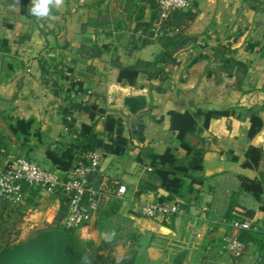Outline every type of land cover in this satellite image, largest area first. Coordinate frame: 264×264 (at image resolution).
I'll return each instance as SVG.
<instances>
[{
    "label": "crops",
    "instance_id": "1",
    "mask_svg": "<svg viewBox=\"0 0 264 264\" xmlns=\"http://www.w3.org/2000/svg\"><path fill=\"white\" fill-rule=\"evenodd\" d=\"M195 1L199 5L198 17L186 33L198 37L200 46L182 54L181 68L165 84L167 94L152 95L142 77L135 87L119 83L113 60L119 58L124 65H133L152 61L163 52L159 38L164 33L156 40L148 36L158 19H154L153 8L158 0H64L61 7H51L43 18L31 13V0H0V48L4 42L10 48L8 52L0 49V138L8 144L10 158L27 152L10 132L1 107L16 118L33 120V131L41 133V141L32 137L29 156L47 169H54L46 156L47 149L52 146L64 151L74 136L64 126L60 113V107L67 103L71 82L61 78L52 65H65L64 71L72 68L73 77L85 83V89L107 115L123 119L129 139V122L137 118L130 114L126 99L149 95L151 107L140 115L147 124L145 141L134 139L124 156L104 157L99 173L103 181H111L117 192L126 187L120 208L128 209L126 214L139 226L135 230L138 263L255 264L259 260L256 248L235 257L228 245L235 234L230 225L235 220H249L264 229L262 202L242 190L240 181V177L264 180V159L257 170L243 167L251 146L264 152V125L250 143L231 137L227 118L214 119L209 128L200 125L197 135L190 139L196 152L188 156L186 151H178L185 165H192L198 158L215 164L213 175L192 195L199 196L198 202L184 214L166 219L172 235L154 233L146 227L147 218H136L142 215L144 205L165 196L151 164L156 155L174 147L173 133L159 122L168 111L234 109L247 123L248 111L255 109L264 122V0ZM140 10L143 21L149 24L147 31L138 28ZM142 40L147 44H141ZM94 45L107 48L101 58L94 57ZM225 46L226 57L243 63L246 73L238 68H220L221 59L215 55ZM45 62L50 65L47 74L41 69ZM211 69L216 74L207 78ZM89 122L87 115L79 116V124ZM96 130L104 134L105 119L99 120ZM136 147L142 149L144 164L134 157ZM219 149L227 152V160L216 159ZM7 161L3 159L0 166ZM40 194L53 198L59 207L56 196L44 191ZM34 197L27 193V199ZM82 230L95 231L93 236L97 237L94 224Z\"/></svg>",
    "mask_w": 264,
    "mask_h": 264
},
{
    "label": "trees",
    "instance_id": "2",
    "mask_svg": "<svg viewBox=\"0 0 264 264\" xmlns=\"http://www.w3.org/2000/svg\"><path fill=\"white\" fill-rule=\"evenodd\" d=\"M153 8L154 19H156L159 15L158 2L154 3ZM198 9V2L194 0L191 9L175 12L170 17L163 26L164 35L159 38L163 42V52L157 55L154 60L124 65L119 58L114 59V66L119 71V83L135 87L142 77L150 87L152 95L155 93L167 94L168 90L165 88V84L181 68L182 54L200 46L198 37L186 33L196 21ZM143 19L144 13L143 10H140L136 19L138 28L147 31L149 24L145 23ZM147 42V40H142L141 44L145 45ZM227 48L228 46L220 48L215 55L217 59H221L222 66L220 68L223 71L238 68L246 73V66L243 63L226 57ZM0 49L1 52H8L9 44L4 42ZM106 49V47L100 48L94 45L91 51L94 57L101 58ZM219 52L223 54L222 57ZM49 67L47 62L42 64L43 74H47ZM64 68L65 65L61 64L53 66L56 73L60 72L61 78L71 82L67 92V103L60 107V113L64 126L73 134L74 139L64 151L52 146L47 149L46 156L53 164L54 171L64 177L75 166L87 164L89 157L95 152H101L103 157L124 156L134 139L141 143L145 141L147 124L142 118L143 116L129 122L131 126V139H129L125 134L127 128L123 119L107 115L106 109L94 101L90 92L85 89V83L73 77L74 70L68 68L67 71H64ZM215 74L216 70L211 69L207 78ZM125 104L133 115H136L147 107V99L145 96L128 97ZM5 109V107H1V113L10 132L18 139L21 149L27 151L14 158L24 157L33 161L29 156L31 151L28 148L29 143L32 137H37L41 141V133L33 131V120L16 118ZM81 114L87 115L90 122L79 124ZM247 117L248 122H243L242 116L234 109L227 111L200 110L197 113L188 110L184 112L172 110L163 115L159 122L173 133L175 142L174 147H169L164 154L156 155L151 164L152 170L161 180V189L165 192V196L159 202L176 203L184 210H189L194 202H198L199 196L193 198L192 195L196 187H203L207 179L213 175L216 169L215 164L198 158L192 165H185L182 163L183 158L178 155V151L182 149L188 156H191L197 149L192 146L190 139L197 135L200 125L209 128L214 119L220 118H227L231 122V137L234 140L250 143L262 131L264 122L259 111L255 109L249 110ZM101 119H105V132L102 135L96 130ZM8 153V144L0 138V165L3 159H8V161L14 159L10 158ZM134 157L139 163L144 164L141 148H135ZM216 159L227 160V152L217 150ZM263 159V150L251 146L246 153L243 167L257 170ZM99 175L98 173L91 177L92 185L103 193L98 214H101L103 219H110L120 208L121 200L116 197L117 188L112 185L111 181L105 182ZM240 181L242 190L262 202L264 211V180L240 177ZM41 190V188L26 185L24 191L30 192L34 197ZM55 196L60 200L62 206L53 222L46 229L25 240L7 242L1 246L0 264H139L137 261L138 252L134 247L122 258L116 259L112 254H100L94 241L85 243L75 230L64 228L63 221L68 211V197L62 192ZM30 200L32 198H28L26 201ZM10 205L11 203L8 201L0 199V230L3 228L2 216ZM141 216L139 215V217ZM229 218L231 219L232 216L229 215ZM157 221L167 226L166 219H157ZM132 237L135 243L136 235L134 234ZM239 240L245 245L246 251L251 247L256 248L259 252L258 264H264L263 230L241 231Z\"/></svg>",
    "mask_w": 264,
    "mask_h": 264
},
{
    "label": "built area",
    "instance_id": "3",
    "mask_svg": "<svg viewBox=\"0 0 264 264\" xmlns=\"http://www.w3.org/2000/svg\"><path fill=\"white\" fill-rule=\"evenodd\" d=\"M193 1L158 0L159 15L153 30L154 36L157 37L164 33L163 26L175 12L191 9ZM103 160V154L95 152L89 157L87 164L75 166L63 177L59 172L44 169L27 158L11 159L0 166V199L13 204L25 203L27 199V193L24 191L26 185L41 188L54 196L62 192L68 197V211L63 221V227L75 231L82 230L92 223L100 209L103 193L92 185L91 177L100 173ZM125 193L126 187H121L116 192V197L122 199ZM184 213L185 210L176 203L164 204L159 201L147 203L142 210L143 217L154 220L169 219ZM230 225L235 234L229 241L228 250L231 255L241 257L246 253V248L239 240V233L262 229L249 220H235Z\"/></svg>",
    "mask_w": 264,
    "mask_h": 264
},
{
    "label": "rangeland",
    "instance_id": "4",
    "mask_svg": "<svg viewBox=\"0 0 264 264\" xmlns=\"http://www.w3.org/2000/svg\"><path fill=\"white\" fill-rule=\"evenodd\" d=\"M148 34L151 40L158 38V36H154V32ZM39 165L47 169L44 165ZM40 192L28 204L11 203L8 210L4 212L1 219L3 228L0 230V247L7 242L25 240L46 229L53 222L60 211L62 203L59 200V207H57L53 198L40 194ZM128 211L126 208H119L110 219H103L101 214H97L91 223L98 231L97 237L93 236V233L96 234L95 231H91L93 229L89 230L88 233L79 230L76 231V234L85 243L94 241L100 254H112L116 259H120L129 253L133 247H136L132 235L136 233L135 230L139 226H137L135 220L128 217L126 214ZM136 218H140L138 214ZM93 237L95 240H93Z\"/></svg>",
    "mask_w": 264,
    "mask_h": 264
},
{
    "label": "water",
    "instance_id": "5",
    "mask_svg": "<svg viewBox=\"0 0 264 264\" xmlns=\"http://www.w3.org/2000/svg\"><path fill=\"white\" fill-rule=\"evenodd\" d=\"M250 79H253V77H250ZM147 99V107L143 110H141L138 114L134 115V117L138 118L140 115L145 114L149 111L152 103L151 97L148 95L146 96ZM130 114L133 115V113L130 111ZM146 227L147 229L153 231L154 233L157 234H162V235H172L174 232L167 227L166 225L154 220V219H146Z\"/></svg>",
    "mask_w": 264,
    "mask_h": 264
},
{
    "label": "clouds",
    "instance_id": "6",
    "mask_svg": "<svg viewBox=\"0 0 264 264\" xmlns=\"http://www.w3.org/2000/svg\"><path fill=\"white\" fill-rule=\"evenodd\" d=\"M31 3V13L37 18H43L49 15L51 7H61L64 0H31Z\"/></svg>",
    "mask_w": 264,
    "mask_h": 264
}]
</instances>
